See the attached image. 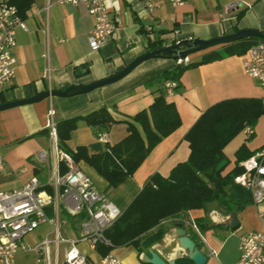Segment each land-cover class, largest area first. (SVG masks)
I'll return each instance as SVG.
<instances>
[{"label": "crops", "instance_id": "obj_1", "mask_svg": "<svg viewBox=\"0 0 264 264\" xmlns=\"http://www.w3.org/2000/svg\"><path fill=\"white\" fill-rule=\"evenodd\" d=\"M153 1L158 7L147 11L142 1L104 0L116 19L117 29L104 46L91 50L86 37L94 20L83 5L54 4L45 9L47 0H32L23 19L27 30L17 29L15 33L17 62L14 77L0 93V98L4 102L28 98L48 89L64 90L70 85L89 84L108 77L149 51V43H160L162 47L181 39H211L235 32V28L264 32V0H183L176 7L168 0ZM232 1L240 3L230 10L228 5ZM221 46L194 52L188 55L189 60L196 61L202 54ZM243 54L189 67L177 80L174 79L177 86L170 95H165V99L174 104L180 118L179 126L163 137L133 174L119 185L110 186L83 161L76 162L78 167L94 187L122 211L152 173L164 175L177 162L186 160L189 148L184 135L208 106L227 98L262 97L260 85L243 69ZM175 64L171 56H155L140 62L121 79L90 91L68 97L41 98L0 110V154L5 163L0 172V191L20 188L32 175L41 183L49 177V164H43L37 157L41 150L50 155V140L44 125L49 107L54 109L56 122L87 114L101 106L109 109L114 118H129L148 108L156 95L159 81L149 78L172 69ZM81 67L80 73H76ZM27 84H31L28 97L24 89ZM253 131L254 135V127ZM99 134H104V138L100 139ZM126 134L127 125L123 122L98 129L79 121L65 143L72 150L84 146L89 153H100ZM259 213L264 214V200L246 205L236 215L224 214L212 202L162 221L165 234L141 253L132 245L114 247L108 252L118 257L122 264H145L149 249L165 261L186 257V251L179 247L175 236L176 224L181 223L205 254L204 264H235L242 234L259 230L264 237V220ZM234 217L237 226L232 228L230 223ZM70 219L72 221H66L61 232L64 236L77 237L80 234L78 220ZM77 245L90 260L95 262L101 257L100 251L90 249L85 241Z\"/></svg>", "mask_w": 264, "mask_h": 264}, {"label": "trees", "instance_id": "obj_2", "mask_svg": "<svg viewBox=\"0 0 264 264\" xmlns=\"http://www.w3.org/2000/svg\"><path fill=\"white\" fill-rule=\"evenodd\" d=\"M14 5L17 14L25 19L32 0H7ZM238 29L235 28L234 31ZM257 41L256 37H243L220 48L202 54L196 61L175 64L170 70L155 74L149 80L159 81L160 87L148 108L129 118H114L109 109L101 106L87 114L75 115L56 122L57 146L69 153L75 162L83 161L91 166L107 183L115 187L131 176L153 147L180 124V118L172 102L165 99L163 81L177 80L187 68L243 54ZM160 43H149V49H160ZM161 56H171L163 53ZM31 84H27L28 97ZM4 102L0 98V102ZM264 116L261 98L235 97L220 100L208 106L184 135L189 153L186 160L177 162L166 174L152 173L137 194L121 211L119 217L104 231L109 246L97 245L101 256L118 246L132 245L138 252L150 248L161 240L166 232L162 221L171 219L190 209L202 208L214 202L224 214L236 215L251 203L250 192L233 181L241 170L238 163L264 148L249 149L243 141L234 152V164L225 170L228 162L218 171L217 162L226 158L224 148L245 126L254 127ZM79 121L93 128H107L123 122L127 134L100 153H89L84 146L69 149L66 140ZM253 136V135H252ZM245 137V140L250 139ZM60 171L65 167L60 165ZM48 190L50 188L47 187ZM64 214V213H63ZM176 264H193L187 257L177 258ZM150 264V263H145Z\"/></svg>", "mask_w": 264, "mask_h": 264}, {"label": "built area", "instance_id": "obj_3", "mask_svg": "<svg viewBox=\"0 0 264 264\" xmlns=\"http://www.w3.org/2000/svg\"><path fill=\"white\" fill-rule=\"evenodd\" d=\"M142 1L147 11L158 7L153 0ZM173 7L183 0H168ZM240 2L232 1L228 8L235 9ZM54 4L83 5L93 18L92 30L87 34L91 50H98L114 35L116 19L110 14L104 0H47L45 9ZM17 29L27 30L16 7L0 1V93L11 83L15 73ZM189 57L175 59V63H187ZM244 71L260 85L263 90L261 104L264 108V41H257L247 48L242 57ZM165 94L170 95L177 83L167 80L163 84ZM54 109L49 107L44 124L50 140V155L41 150L37 157L40 162L49 164L50 175L41 183L34 175L20 188L0 191V264H18L16 254L30 253L32 264H122L120 259L107 252L97 261L86 257L77 243L85 241L92 250L97 245L109 246L104 231L121 214V210L102 192L96 189L90 178L78 167L72 156L57 146L56 121ZM253 127L245 126L243 135H253ZM103 139L104 134H99ZM63 164L65 171H60ZM241 170L233 176V181L250 192L251 203L264 200V148L255 151L241 160ZM5 168L4 157L0 154V172ZM50 188V190L47 189ZM64 213V214H63ZM61 215L78 220L80 234L77 237L64 236L61 232L66 220ZM264 220V214L259 213ZM47 224L49 232L41 239L31 243L22 238L31 234L40 225ZM192 228L199 232L191 224ZM52 234V237H50ZM259 230L242 234L238 243V258L235 264H264V237ZM203 240V239H202ZM214 255V251H211Z\"/></svg>", "mask_w": 264, "mask_h": 264}, {"label": "water", "instance_id": "obj_4", "mask_svg": "<svg viewBox=\"0 0 264 264\" xmlns=\"http://www.w3.org/2000/svg\"><path fill=\"white\" fill-rule=\"evenodd\" d=\"M256 37L264 41V32L258 29L253 28H241L238 29L235 32L224 34L218 37H213L211 39H200V38H194V39H181L177 41L176 43L162 46L156 49L149 50L142 55H139L132 61H130L124 68L120 69V71L102 78L98 79L96 81H93L89 84H79V85H70L67 86L64 90H57V89H48L46 91H41L39 93H36L28 98H21V99H15L7 102H1L0 103V110H4L13 106L27 104V103H33L41 98L51 97V96H69V95H75L84 93L87 91H90L94 88L100 87L102 85H105L107 83L114 82L118 79H121L124 75L129 73L136 65H138L140 62H142L145 59L152 58L155 56H159L163 53H169L171 54V57L174 59L177 58H184L194 52L205 50L217 45H223L227 43L234 42L236 40H239V38L243 37ZM184 47V48H182ZM83 69L81 67L76 73H80V71ZM227 163V160L225 158L221 159L219 162H217L215 166V170H220L225 164ZM231 227L233 228L237 226L236 218L231 219L230 223ZM177 227H175V236L177 238V242L180 248L184 249L186 251V257L190 259L193 264H204L206 261L205 254L197 247L194 239L190 238L186 230L181 226V223L176 224ZM145 262L150 264H175V259H171L169 261L163 260L155 251L149 249L148 255L145 256Z\"/></svg>", "mask_w": 264, "mask_h": 264}, {"label": "rangeland", "instance_id": "obj_5", "mask_svg": "<svg viewBox=\"0 0 264 264\" xmlns=\"http://www.w3.org/2000/svg\"><path fill=\"white\" fill-rule=\"evenodd\" d=\"M254 128H255V134L250 139L245 140V136L243 135V133L239 132L227 143V145L224 148L225 156L228 160V164L225 167V170H228L230 167L233 166L234 152L243 141L245 142L247 147L251 150L257 149L258 147L264 145V116H261L257 120ZM64 219L69 222L72 221L69 217H66L65 215H61V220ZM47 230H48V225L42 224L37 229H35L31 234L23 237L22 241L31 243L33 242V240L41 239ZM16 259L18 263H31L32 255L30 253L18 252L16 254Z\"/></svg>", "mask_w": 264, "mask_h": 264}]
</instances>
